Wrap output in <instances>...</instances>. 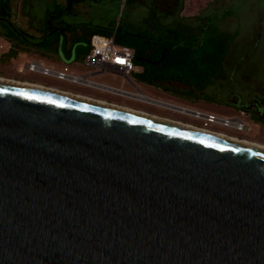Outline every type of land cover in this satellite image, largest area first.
<instances>
[{
  "label": "water",
  "instance_id": "water-1",
  "mask_svg": "<svg viewBox=\"0 0 264 264\" xmlns=\"http://www.w3.org/2000/svg\"><path fill=\"white\" fill-rule=\"evenodd\" d=\"M0 264H264V151L0 83Z\"/></svg>",
  "mask_w": 264,
  "mask_h": 264
},
{
  "label": "flooded vegetation",
  "instance_id": "flooded-vegetation-1",
  "mask_svg": "<svg viewBox=\"0 0 264 264\" xmlns=\"http://www.w3.org/2000/svg\"><path fill=\"white\" fill-rule=\"evenodd\" d=\"M170 3L171 5H168L170 11L160 8L161 12L164 11L162 14H166L164 17L163 15L161 16V22L183 28L179 31L183 36L182 41H171L173 44L171 47V58L173 59L172 68L191 70L197 64L199 52L202 60L200 63L201 66L204 69H216L215 76L206 88L201 89L196 83H192L189 78L190 76H187L184 80L171 78L155 81L152 84L139 79L123 81L117 85L93 81L76 84L60 80L53 76H46L44 78L28 77V79H25L26 82L87 96L98 101L128 107L134 110H143L144 112L152 113V115L154 114L153 116L193 127L197 126L196 128L206 130L210 133L264 146V51L261 54L259 53L261 62L256 64L257 62L252 63L250 61L255 56V50L264 47V45L260 46L262 41L261 28L255 29V33L252 34L251 39L245 40V43L242 44L240 49H236L238 53L243 49L244 54L227 66L226 59L230 55L232 47H237L234 45V42L239 33L225 29V27L219 29L213 24L211 16H207L204 13H186L188 11L187 6L189 9L191 5V0H172ZM209 5L211 4L206 5L202 9L205 11ZM205 17H207L205 21L207 25L205 28L213 26L216 30H193L192 27H196L199 22H203ZM262 23L263 19L259 21V25H262ZM14 28L16 29V34L26 42V45H24L26 52L24 51V53H38L37 44L39 43V38L43 35V24H40L38 29H35V31L40 33L39 36L24 29V32L22 30L20 31L21 28L15 23ZM200 33L221 34L215 40L218 44L216 54L201 53L196 45H191V43H195L194 39ZM225 33L232 34L233 40L228 55L220 63L219 57L222 54L224 44L222 36ZM1 38L9 43L8 50L14 48L17 43L13 38L11 40L5 37ZM225 41L227 42L228 39ZM165 50L163 49L162 52L165 53ZM50 54L58 57L55 53ZM137 67L138 73L145 71L144 66L137 65ZM188 75H191V73L189 72ZM91 76L88 75L87 78ZM198 81L199 84L204 85L206 81L205 75L200 77ZM71 84L80 85L83 89ZM147 88L155 91L158 96L153 98L145 95L144 89ZM139 93L149 98V101L140 100ZM139 102L159 108L161 111L151 110L146 106H141ZM180 103H185L186 106ZM198 104L203 107H209L210 110L205 112L189 106ZM211 110L218 114L210 112Z\"/></svg>",
  "mask_w": 264,
  "mask_h": 264
},
{
  "label": "rangeland",
  "instance_id": "rangeland-1",
  "mask_svg": "<svg viewBox=\"0 0 264 264\" xmlns=\"http://www.w3.org/2000/svg\"><path fill=\"white\" fill-rule=\"evenodd\" d=\"M170 1L172 0H84L81 4L76 6L71 14L64 13L60 17H55L53 25L56 27L75 26L80 28L86 26L90 29H93L94 27L104 28L112 34L118 33L120 40L124 43H128L131 39H133V37L127 34L149 35L150 33L146 29V20L153 16L151 11L154 10L156 15H158V19L155 17H152V19L159 20L162 12H164H161L160 8L170 11L168 7V5H171ZM190 4L189 9L187 6L188 11L186 13H204L207 16H211L213 24H215L219 29L225 27V29L239 33L234 42V45L237 47H232L230 55H228L226 59L227 66H229L230 63L235 62L241 55L244 54L242 51L243 49L240 50L239 53L236 52V49L239 50L242 44L245 43V40L251 39L252 34L255 33V29L261 28L262 41L260 46L264 45V0H191ZM208 4L211 5H209L204 11L202 8ZM66 5L67 0H13L12 21L21 29L30 31L32 34H37L39 36L40 33L35 31V29H38L40 24H43L44 29L45 21L47 20L49 14L62 12ZM226 16L228 17L226 18ZM261 19H263V23L262 25H259V21ZM136 40H139V37H136ZM82 41L83 43L81 45L88 44V39H86L85 36L82 37ZM81 48L83 47L81 46L80 49ZM8 49L9 43L0 37V78L17 82H25V79H28V77H46L40 73L29 72L28 70L21 72L20 69L23 67V63L26 58L29 57V53L18 51L19 54L17 57L7 61L4 56L9 51ZM263 51L264 47H260L259 49L257 48L255 50V56L252 57L250 61L252 63L257 62L256 64L261 62L259 53L261 54ZM42 56L45 59L52 58L51 54L45 53ZM83 61L84 59L79 56L75 63H67L69 65L72 63L70 66L71 70L80 72L81 70L84 71L86 69L80 64L83 63ZM59 68L61 69L62 67L57 66L55 69ZM131 78H135L134 73L131 74ZM94 79L99 82L114 85L122 82V77L113 76L110 73L95 76ZM71 85L83 89L80 85ZM144 93L145 95L153 98L158 96L157 93L150 88L144 89ZM139 104H141V106H146L151 110H160L159 108L144 104L143 102H139ZM180 104L186 106L185 103ZM189 106H193L194 108L205 112L210 110L209 107H203L200 104ZM135 110L144 112L143 110ZM210 112L218 114L212 110ZM144 113L152 115V113L149 112Z\"/></svg>",
  "mask_w": 264,
  "mask_h": 264
},
{
  "label": "trees",
  "instance_id": "trees-1",
  "mask_svg": "<svg viewBox=\"0 0 264 264\" xmlns=\"http://www.w3.org/2000/svg\"><path fill=\"white\" fill-rule=\"evenodd\" d=\"M84 0H67V5L62 12H54V14H49L47 20L45 21L44 29H42V37L39 38V43L37 44V51L43 54L55 53L61 56V60L64 62L71 61L73 56L77 59L79 56L83 59L87 55L90 50V39L93 34H100L104 36H109L114 38L116 44L121 46H127L134 50V64L139 66H144L145 71L134 73L135 79H139L141 81H145L147 83H154L155 81H162L171 78H178L184 80L187 76H190L192 83H196V85L204 89L207 85H209L211 79L215 76L216 69H204L201 66V54L198 52L197 64L191 70L184 69H173L171 52H172V43L171 41H182V34L179 33L183 28L181 26H173L168 23L161 22V16L163 17L166 14H162L159 20H153L152 17L158 19V15L153 11H151L152 15L149 19H147V31L150 33L149 35L145 34H127L133 37L128 43H124L120 40L118 33L112 34L110 31L94 27L90 29L86 26L83 27H75V26H65V27H56L53 25V21L55 17H60L64 13L71 14L79 3ZM98 1V0H94ZM13 0H0V18H8L12 21L13 16ZM206 18H204L203 22H199L196 27H192L193 30H206V31H215L216 28L210 26L209 28H205L207 23ZM152 19V20H151ZM160 21V22H158ZM13 23V22H12ZM159 23V24H158ZM14 25V23H13ZM23 29H20V31ZM24 32V31H23ZM51 32L50 36L47 34ZM221 34H209L200 33L197 37H195V43H191L192 46L196 45L201 53H209L216 54L218 44L215 40ZM0 36L5 37L7 39L13 38L17 41L14 48H11L4 56L7 61L17 57L19 52H24L26 42L19 37L16 32L13 30L10 25L2 20H0ZM47 38L44 40V38ZM86 37L88 39V44L81 45L83 43L82 37ZM136 37H139V40H136ZM224 44L222 54L219 57V62L225 60L228 52L230 50V45L233 40L232 34H224L223 36ZM228 39L226 42L225 40ZM83 47L80 49V47ZM74 47V52L73 48ZM165 50L164 58L158 64H151L145 60H149L152 62L158 61L162 57V51ZM19 51V52H18ZM66 57V59L64 58ZM144 59L143 61H139V59ZM191 75H188V73ZM205 75L206 81L204 85L199 84L198 80L200 77Z\"/></svg>",
  "mask_w": 264,
  "mask_h": 264
},
{
  "label": "built area",
  "instance_id": "built-area-1",
  "mask_svg": "<svg viewBox=\"0 0 264 264\" xmlns=\"http://www.w3.org/2000/svg\"><path fill=\"white\" fill-rule=\"evenodd\" d=\"M80 64L87 70L75 72L70 69V66L55 69L43 66L37 61L26 63L25 69L76 84L92 82L91 78H87L88 75L106 73L120 76L122 81H127L130 80L131 74L135 69L134 50L130 47L116 44L113 37L93 34L90 39V50L85 56L83 63Z\"/></svg>",
  "mask_w": 264,
  "mask_h": 264
},
{
  "label": "bare ground",
  "instance_id": "bare-ground-1",
  "mask_svg": "<svg viewBox=\"0 0 264 264\" xmlns=\"http://www.w3.org/2000/svg\"><path fill=\"white\" fill-rule=\"evenodd\" d=\"M0 83L13 85V86L24 87V88H28V89L39 90V91L51 93V94H54V95H59V96L68 97V98L76 99V100L83 101V102H88V103L104 106V107H107V108H110V109L122 111V112H125V113H128V114H132V115L143 117V118H147V119H152V120H155V121H158V122H161V123H165V124H168V125L184 128V129H187V130L195 131L197 133L205 134V135H208V136H211V137H215V138H220V139H223V140H226V141H229V142L237 143V144H240V145H243V146H247V147L255 148V149H260V150L264 151V146H261V145L256 144V143H250V142H246V141H239V140H236V139L227 138V137L222 136L220 134L210 133V132H208L206 130L199 129V128L193 127L191 125H186V124L175 122V121H172V120H169V119H165V118H160V117H157V116L149 115V114L144 113L142 111H136V110H133V109H130V108H127V107H122V106H118V105H115V104H109V103H106V102H103V101H98V100L89 98L87 96H82V95L73 94V93H70V92H64V91H60V90H57V89L48 88V87H45V86H42V85H39V84H33V83H29V82H17V81H13V80H7V79H4V78H0ZM139 99L143 100V101L144 100L149 101V98H147L145 95H143L141 93H139Z\"/></svg>",
  "mask_w": 264,
  "mask_h": 264
},
{
  "label": "crops",
  "instance_id": "crops-1",
  "mask_svg": "<svg viewBox=\"0 0 264 264\" xmlns=\"http://www.w3.org/2000/svg\"><path fill=\"white\" fill-rule=\"evenodd\" d=\"M82 3V2H81ZM81 3H79V4H81ZM113 37V36H112ZM73 49V52H74V47L72 48ZM42 55H44L43 53H35V52H33V53H29V57L28 58H26V60H25V64L26 63H28V62H30V61H37V62H39L41 65H43V66H46V67H48V66H51L52 68H57V66L58 67H64V66H71V64L72 63H75V61H76V59H75V57L73 56V58H72V60L71 61H68V63L69 62H72L70 65L67 63V62H64L63 60H61L59 57H56V56H54V55H52L51 54V59H45ZM65 59H66V57H64ZM24 63H23V67L20 69V71L21 72H24L25 70H27V69H25V65H24ZM135 65V64H134ZM60 69V68H59ZM137 70H138V67H137V65H135V69H134V71L132 72V73H138L137 72ZM29 72H31V71H29ZM101 75H103V74H101ZM95 76H100V75H97V74H95V75H92L91 77H89V78H91L94 82H98V83H105V82H99V81H97L96 79H94V77ZM114 76V75H113ZM135 78H130V80H134ZM26 82V81H25ZM123 82V81H122ZM107 84V83H106Z\"/></svg>",
  "mask_w": 264,
  "mask_h": 264
}]
</instances>
